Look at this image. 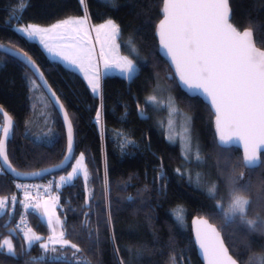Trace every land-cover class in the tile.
Listing matches in <instances>:
<instances>
[{
	"label": "trees",
	"instance_id": "obj_1",
	"mask_svg": "<svg viewBox=\"0 0 264 264\" xmlns=\"http://www.w3.org/2000/svg\"><path fill=\"white\" fill-rule=\"evenodd\" d=\"M162 3L163 0H0V42L27 54L39 65L73 125L72 163L45 178L56 179L67 173L76 156L84 153L90 187L87 196L86 181L77 175L69 183H55L52 188L56 214L65 233L63 239L70 242L63 247L47 244L46 249L41 248L50 230L46 222L29 212L30 229L41 239L27 248L15 227L16 213L2 209L0 243L9 236L13 253L0 248V264H202L190 230V220L196 215L218 227L240 264H264V231L250 232L239 217L225 223L223 215L213 207L215 200L207 194L213 183L226 192L227 177L244 173L243 179L237 181L236 194L251 201L247 219L264 221V154L258 168H245L239 149L217 145L209 107L177 87L170 66L158 53L155 38L156 24L163 15ZM229 3L230 23L240 31L250 29L256 45L264 50V0ZM84 14L93 25L112 19L120 26L116 40L120 54L135 59L126 47L130 39L138 49L137 74L130 79L102 75L100 98L77 72L51 60L38 42L27 41L13 29L14 24L48 26ZM159 91L171 94L178 107L192 117L193 151L189 161L165 137L164 109L146 105V98ZM0 107L15 122L6 151L16 170L33 172L62 160L66 138L58 113L32 72L2 53ZM97 109L101 110L100 125L96 122ZM1 126L0 115V130ZM123 139L135 143L122 148L126 144ZM197 149L201 162H196ZM161 165L165 179L153 183ZM177 168L186 173L183 179L176 174ZM197 174L202 176L199 189L195 183ZM165 184L166 189H162ZM14 191V180L0 173V199ZM129 196L135 199L129 202ZM181 209L183 221L177 223L173 213ZM9 229L16 234H7ZM71 244H76L79 252Z\"/></svg>",
	"mask_w": 264,
	"mask_h": 264
},
{
	"label": "snow or ice",
	"instance_id": "obj_2",
	"mask_svg": "<svg viewBox=\"0 0 264 264\" xmlns=\"http://www.w3.org/2000/svg\"><path fill=\"white\" fill-rule=\"evenodd\" d=\"M81 2L83 3V0ZM106 2L111 3L112 0H106ZM163 4L164 19L160 20L157 25V35L160 37L161 48L166 50L165 55L171 58V63L176 68V76L179 77L177 87L202 90V94H206L210 98L217 114L219 146H227L232 142V137L225 135L222 132V127L243 129L250 138L244 155V163L246 167L255 165L260 159L261 148H264V50L256 48L249 40V37L253 35L251 30H245L241 33L229 22L231 14L229 0H163ZM23 7L26 8L27 5ZM70 23L80 25L84 23V20L81 18H68L58 21L50 27L68 26ZM100 27H107L113 37H117L120 33V26L112 19L107 20L106 25ZM15 31L27 41H32L37 37H41L42 33H46L48 29H42L39 25L29 23L24 27L15 28ZM40 43L44 44V40L41 39ZM44 46L47 47L46 44ZM126 47L129 48L130 55L134 56L135 59H129V56L122 57L124 64L121 66V71L125 78L130 79L137 74L139 55L138 49L131 39ZM13 54L24 60L32 68L34 75L39 74V70L27 57V54L23 56L20 53ZM71 63L74 64L75 61ZM39 75L42 77V74ZM85 79L88 80V86L92 93L94 95L98 94L101 87L99 75H94L91 79L86 76ZM52 97L55 98V104L63 111L64 106L54 92ZM146 105L153 107L168 106L170 115L179 113V109L175 106L174 97H169L166 105L164 101L158 100L157 96L150 95L146 98ZM138 111L143 114V110L139 107ZM100 117L101 110L97 109V124ZM191 119L192 117H187L189 122ZM64 120L68 129V155L65 156L67 161L73 155V126L67 114H65ZM10 127L11 121L5 115L4 138H0V158L12 170L11 165L8 164V156L5 150V138L9 135ZM184 131L187 134L186 137L180 136L179 139L186 142V147L185 144H182V158L187 160L189 159L187 153L191 152L190 127H186ZM257 134L260 138L252 139ZM169 140L174 143L176 137H170ZM134 143V141H126L122 148ZM84 158V153H81L77 165L82 164ZM201 161L202 157L199 155V149H197L196 162ZM45 171L48 170L45 169ZM80 171H83L85 179H87L86 167L81 168ZM78 174L77 166L73 165L72 172L68 173L65 183L70 182ZM176 174L183 179L186 173L177 168ZM36 175H39V173ZM243 176L244 173H241L239 177H227L226 196L229 200L227 210L224 208L225 196H221L220 202L213 205V207L223 215L225 223L239 217L240 223L245 225L250 232L258 229L264 231V221L259 218L247 219V210L251 201L243 195L236 194L238 191L237 181L242 180ZM188 178L191 183L190 173H188ZM164 179L163 165H161V172L154 178L153 183L156 180ZM61 180H65V178L61 177ZM201 181L202 176L197 174L195 183L198 189ZM162 189H166V184L162 185ZM218 192L219 186L216 183L207 188V194L211 199H215ZM13 199L15 200V198ZM134 199L133 196L127 197L129 202ZM85 203H88L87 199ZM4 205L5 199H0V209ZM173 217L177 223H182V209L179 212H174ZM110 222L111 218L109 217ZM202 222L217 237L216 243L211 246L210 257L208 248L198 237L197 242L200 245L206 264H237V261L228 255V249L223 246V241L218 239L219 233L216 232V229L209 225L207 220ZM64 235L65 233L62 231L60 238L50 237L49 239L52 243L60 244L63 247L70 243L68 240L62 239ZM25 239L31 244L33 241L40 240L41 237L32 235L30 237L26 236ZM40 246L45 249L48 247L47 244H41ZM71 247L79 252L76 244H71ZM52 251L55 252L56 249L53 248ZM11 252L12 247L9 242V253ZM173 260L175 261V257H173ZM120 264H123V261Z\"/></svg>",
	"mask_w": 264,
	"mask_h": 264
},
{
	"label": "rangeland",
	"instance_id": "obj_3",
	"mask_svg": "<svg viewBox=\"0 0 264 264\" xmlns=\"http://www.w3.org/2000/svg\"><path fill=\"white\" fill-rule=\"evenodd\" d=\"M68 18H81L84 20V23L80 25H74L70 23L68 26L60 25L57 28L50 27L51 25L56 24L57 22L48 26L39 25L42 29H48V31L46 33H42L41 37H37L33 40L43 46L46 44L47 47H44H49L50 49H52L54 56L61 59L62 61H65V63L80 68L81 71L84 73L85 77L87 76L89 79H91L94 75H99L100 85L102 75L105 74H116L125 77L123 72L121 71V66L124 64L121 58L124 57V55L120 54L118 50L116 41L117 37H113L112 34L108 31L107 27H100L101 25H106L107 20L104 23L93 25L90 23L89 18L86 14H84L82 17ZM83 24L86 25V28H84ZM26 25L27 24H14L13 29L15 30V28L24 27ZM41 39L44 40V44L40 43ZM72 61H75V63H71ZM96 95L99 98L101 97V87L99 93ZM153 95L157 96L158 100L164 101L166 105L169 97H172L171 94H162L160 91ZM175 106L179 109V113H172V115L169 114L170 108L168 106L161 107L164 109V117L162 116V125L165 137L169 142L170 137H176V142L170 143L178 146L182 155V144H185L186 147V142L179 139V137H186L187 134L185 133L184 129L186 127H190L191 130V121L189 122L187 120V117H189L190 115L182 111L178 107L176 102ZM140 115L143 116L141 112ZM98 124H101L100 121ZM129 140L130 139H123V143H126V141ZM192 151L193 144L191 139V152L187 153V155L189 156V159H187V161L191 160ZM80 155L81 154H78L76 156L72 166H77L79 173L78 175H80L82 179L86 181V195L89 196L90 187L87 184V179H85L83 171H80L81 168L85 167L84 162L82 161V164L77 165V160H79ZM69 172H72V167L67 173H63L59 177H57V186H62L65 184ZM61 177H64L65 180H61ZM221 196H225L224 208L227 209V204L229 200L226 196L225 191L220 189L214 200L216 204L219 203ZM2 209H0V213ZM9 242L12 247L11 253H13V245L9 236H6L1 240L0 248L4 249L7 253H9Z\"/></svg>",
	"mask_w": 264,
	"mask_h": 264
},
{
	"label": "water",
	"instance_id": "obj_4",
	"mask_svg": "<svg viewBox=\"0 0 264 264\" xmlns=\"http://www.w3.org/2000/svg\"><path fill=\"white\" fill-rule=\"evenodd\" d=\"M229 7H230V3H229ZM163 8H164V4L162 3V9ZM230 9H231V7H230ZM231 17H232V11H231V14H230V20H231ZM162 19H164V14L162 15L160 20H162ZM160 20L157 22L156 28H155V38L157 40L158 53H159L160 57L163 58L167 62V64L170 66V68H171V70H172V72L174 74V77L176 79V82H177L179 80V77L176 76V68L171 63V58L168 57L167 55H165L166 50L161 48L160 37L157 35V25L159 24ZM245 30H250V29H244V30H241V31L239 30V31L241 33H243ZM249 40L254 44V46L256 48L260 49L256 45L253 35L251 37H249ZM260 50H262V49H260ZM0 53L8 55V56H11L12 58L16 59L20 63L24 64L33 74L32 68H30L24 60L20 59L19 57L15 56L13 54V53H20V55L23 56L25 53H23L21 51H18L16 49H13V48H11V47H9V46L1 43V42H0ZM27 57L34 63L35 67L39 70V74H42V77L39 74H37V75L33 74V75L36 78V80L39 83L40 87L42 88V90L44 91V93L46 94V96L48 97V99L50 100L51 104L53 105L54 109L56 110V112L58 113V115L60 117V120H61V122L63 124L64 131H65L66 149H65V154H64L62 160L58 164H55L53 166L46 167V168H43V169H40V170H36V171H33V172H20V171L16 170L12 166V164L10 163V161L8 159V164H10L11 165V169L14 170V171H12V170H10L8 168L7 165H5L3 163V159L0 158V166L2 167L4 173L6 175H8L9 177H11L13 180L20 181V182H33V181H36V180H39V179H43V178H45L47 176H51V175H53L55 173H59V172L65 170L72 163L73 158H74V152H75V136H74V129H73V148H72L73 155H72L70 160H67V161L65 160V156L68 155V147H67L68 129H67V125H66L65 120H64V116H65V114H67V116H68V113H67L65 107H64V110L61 111L59 109V107L55 104V98L52 97V93L54 92V90L51 88V86L49 85L48 81L46 80L41 68L39 67V65L30 56L27 55ZM179 89L182 92L188 94L191 97L200 98L202 100V102L209 107L210 111L212 112V114L214 116L213 124H214V131H215V139H216L217 145L219 146V144H218L219 135L217 133V122H216V115L217 114H216L215 108L212 106L210 98L207 97L206 94H202V90L187 89V88H184V87H179ZM56 97H58V96L56 95ZM59 101L62 104L60 99H59ZM0 115L2 117V126H1V130H0V138H4L5 115H7L8 119L11 121V127L9 128V135H8L7 138H5V150H6L7 142L12 139L15 122H14L13 118L1 107H0ZM68 118H69V116H68ZM69 121H70V118H69ZM100 121H101V118H100ZM222 132L225 135H227V136H231L232 137V142L230 144H228L227 146H219V147L220 148H232V147H235V148L239 149V151L241 152V156H242V163L245 166L244 155H245V151H246V148L249 145V140H250V138L247 135V133H245L243 131V129H239V128H235V127H233V128H224V127H222ZM259 138H260V136H259V134H257L252 139H259ZM6 154H7V151H6ZM262 154H264V148H261V150H260V159L256 162V164L253 165V166H249V167L245 166V168H247V169H256V168H258L259 165L261 164V155ZM45 169H47L48 171H45ZM37 173H39V175H36ZM203 220H207V223L209 225H212L216 229V232L219 233V238L218 239L223 241V246L225 248L228 249V247L226 246V244H225V242L223 240L221 232L219 231L218 227L215 224L211 223L205 217L197 216V215L193 216L191 218V220H190V230H191V234H192L193 243H194V246H195V249H196V254H197L200 262L202 264H206L205 258L202 255V250L200 248V245L197 242L198 241V237L200 238V241L203 242L206 245V247L208 248L209 257L211 256V246L214 243H216L217 237L214 236V234L212 233L211 229H209L207 227V225H205L202 222ZM6 233L9 234V235H15L16 231L14 229H9V230L6 231ZM218 246L219 245L217 244V247ZM228 255L232 256V254L230 253L229 249H228ZM233 259L236 260L234 257H233ZM237 264H240V263L237 261Z\"/></svg>",
	"mask_w": 264,
	"mask_h": 264
},
{
	"label": "built area",
	"instance_id": "obj_5",
	"mask_svg": "<svg viewBox=\"0 0 264 264\" xmlns=\"http://www.w3.org/2000/svg\"><path fill=\"white\" fill-rule=\"evenodd\" d=\"M0 173H4L1 166ZM14 182L15 191L6 198L5 207L10 214L16 213L15 227L21 234H24L30 229L27 215L32 212L31 205L50 196L55 179L50 177L33 181L32 187L28 185L29 182ZM26 195H28L27 198Z\"/></svg>",
	"mask_w": 264,
	"mask_h": 264
},
{
	"label": "crops",
	"instance_id": "obj_6",
	"mask_svg": "<svg viewBox=\"0 0 264 264\" xmlns=\"http://www.w3.org/2000/svg\"><path fill=\"white\" fill-rule=\"evenodd\" d=\"M59 21H61V20H59ZM54 23H56V22H54ZM84 28H86V25H84ZM41 47L43 48V50L45 51V53L47 54V56L51 60L60 62L61 64H63L67 68H69V69L77 72L85 80V82L88 85V81L85 79V75L81 71L80 68H78L76 66H73V65H70L68 63H65V61H62L61 59L55 57L54 56V53L52 52V49H50L49 47L48 48H45L43 45H41ZM57 179L58 178L55 179L56 180V182H55L56 185L58 184V180ZM28 185L32 187L33 186V182H29ZM53 195L54 194L51 193L48 198H44V199H41V200L37 201L36 203H34L33 205H31V209L30 210L32 212H34L42 221L46 222V224L48 225V228L50 230V237L60 238V233L62 232V230H61L60 220H59V218H58V216L56 214V204H57L56 198ZM27 196L28 195H26L25 197L27 198ZM4 199H5V202H6V198H4ZM5 208L6 207L4 205L3 209H5ZM22 235L24 237L25 245H26L27 248H29L36 241H33L31 244H29L28 240H26L25 237L26 236L30 237L32 235L38 236L32 229H29L26 233H24ZM49 238H48V241L45 242V244H49V245H52V246H59L60 245V244H54V243H52Z\"/></svg>",
	"mask_w": 264,
	"mask_h": 264
},
{
	"label": "bare ground",
	"instance_id": "obj_7",
	"mask_svg": "<svg viewBox=\"0 0 264 264\" xmlns=\"http://www.w3.org/2000/svg\"><path fill=\"white\" fill-rule=\"evenodd\" d=\"M24 65V64H23Z\"/></svg>",
	"mask_w": 264,
	"mask_h": 264
}]
</instances>
